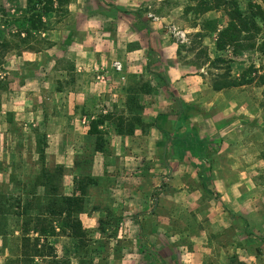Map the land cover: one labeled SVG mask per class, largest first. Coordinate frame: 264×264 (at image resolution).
Segmentation results:
<instances>
[{
	"label": "rangeland",
	"instance_id": "1",
	"mask_svg": "<svg viewBox=\"0 0 264 264\" xmlns=\"http://www.w3.org/2000/svg\"><path fill=\"white\" fill-rule=\"evenodd\" d=\"M206 1L216 4L215 0H70L61 6L55 2V11L43 16L46 29L32 31L28 0H0V42L10 44L0 60V205L5 206L4 214H0V264H19L12 261L21 257L22 226L43 213L41 208L47 202L45 188L40 186L45 181L43 171L57 174L60 194L72 195L76 181L95 177L92 168L96 152L108 159L112 156L109 160L112 162H108L112 164L110 172L106 169L104 177H95L97 182L87 190L83 214L100 210L97 226L85 228L87 237L81 241L60 230L56 236L43 237L41 244L51 245L54 257L37 258L33 264H150L149 245L159 248L167 259L171 255L178 258L183 251L193 252V235L202 228L212 229L213 219L208 215L216 213L214 206L220 204L221 198L217 182L226 189L238 183L236 198L244 208L229 212L231 226L215 234L232 247L230 258L221 260L222 264H248L240 262L238 257L242 252L259 256L257 263L264 264V86L253 83L215 93L212 82L226 71L227 64L208 63L202 49L206 47L212 60L222 57L231 61V75L235 79L242 78L250 67L258 70L259 75L264 74V54L257 49H247L237 56L230 49L219 52L218 33L203 38L199 44L196 35L202 32L206 21L217 20L222 29L228 20L223 8L205 12L202 3ZM234 1L246 15H251L255 5L264 9V0ZM43 7L44 4L39 6ZM151 25L158 27L157 35L152 34ZM262 38V35L257 38L258 43ZM83 46L90 57L83 58L87 63L78 69L68 53ZM163 65L181 66L185 78L202 79L200 85H192L198 88L194 101H183L203 114L186 121L177 133L206 142L204 151L193 154L206 164L213 186L208 192L192 176L182 182L186 190L202 191L194 202V210H189L187 216L176 208L178 202L173 200L174 194L180 193L177 187L181 183L163 159L161 133L156 141L157 153L152 154L154 139L150 130L155 127L157 116L174 114L177 110L168 93L172 88ZM250 76L255 77V73L251 72ZM85 79L95 93L92 108L83 115L89 130L92 121L108 115L124 117L126 129L130 125L127 121L133 122L137 117L143 121V126L136 125L139 130L136 147L126 153L143 161L129 165V171L124 167L125 174L120 172L122 156H116L110 142L112 135L121 136L114 118L100 125L102 151H97V137L88 131V136L83 134L78 139L71 167L56 163L47 154L53 135L48 122L60 105V101H52L53 95L81 92L86 84L77 80ZM21 93L32 96L30 105L36 109L33 114L23 112L27 100L21 98ZM15 106L17 109L13 110ZM108 109L113 112L105 113ZM172 123L166 124L170 130ZM43 149L45 159L40 158ZM170 156L176 157L173 153ZM172 162L176 168L177 162ZM126 186L130 188L127 192L141 193V200H136L135 205L141 202L138 205L143 208L138 215L130 217L133 220L140 217L144 227L142 231L130 230L127 234L121 230L126 220L125 206L129 204L118 199H123L122 189ZM170 189L172 193H165ZM25 208L27 215H16ZM101 219L105 221L103 232ZM160 227L167 236L176 237L174 244L166 243L162 234L156 235ZM217 261L212 258L208 264ZM171 263L178 264L177 259Z\"/></svg>",
	"mask_w": 264,
	"mask_h": 264
},
{
	"label": "trees",
	"instance_id": "2",
	"mask_svg": "<svg viewBox=\"0 0 264 264\" xmlns=\"http://www.w3.org/2000/svg\"><path fill=\"white\" fill-rule=\"evenodd\" d=\"M70 0H28L29 11L31 17L29 19V26L32 31H42L46 29L45 22L43 21L44 14L55 11V2H58L59 6L69 3ZM216 4L211 5L206 1L202 3L206 8L205 12H212L215 10H223L227 15V24L222 29L219 28L218 21H206V24L202 27V32L196 35L199 40V44L203 38L218 33L216 49L219 52L232 50L234 56L241 54L247 49H257L264 54V9L260 5H255L251 15H246L239 4L234 0H215ZM41 4H44L43 8H39ZM28 36L31 32L27 33ZM262 35L261 43H258L257 38ZM26 43V39L22 40ZM248 42V45L247 43ZM10 44L6 41L0 42V60L4 54L8 51ZM183 48V47H182ZM180 54V50L178 52ZM206 60L212 65L227 64L226 71L217 76L212 82V88L214 91L221 92L230 88H237L253 83L258 86H264V74L259 75L258 70L254 67H250L240 79H235L231 75V61L222 57L217 59H211L207 53L206 47L202 49ZM254 72L255 77H251L250 73ZM170 98L176 104V111L174 114H160L155 121V127L163 135V146L166 150V157L173 153L176 157L185 156L188 152L199 153L206 149V142L204 140H198L196 137L190 138L186 135H180L177 133V129L184 126L186 121L191 120L197 115L203 114V112L195 107L187 105L182 98L178 97L172 90L168 91ZM117 122L118 133L122 136H131L136 132V125L143 126V121L140 117H137L135 121H127L129 128L126 129V119L124 117L115 118L113 115L105 116L98 121H92L90 125L89 134L97 137L96 149L102 151L104 146L103 132L100 129V125H103L106 120H113ZM173 122V128L170 130L166 127V124ZM197 155V154H196ZM40 158L45 159V150H41ZM199 159V158H198ZM201 161V160H200ZM192 161V164L198 170V176L203 188L210 192L212 191V174L207 169V166L202 161ZM61 169V168H58ZM43 181L40 186L45 188V200L46 205L42 207L43 213L39 214L35 218H30L25 221L22 226L21 237V257L18 260L12 261L19 264H33L37 258L45 260V258H53L52 246L46 243L41 244L43 237L56 236L60 232L69 234V236L83 240L87 237V230L85 229L80 215L85 212L86 198L88 196V187L97 182L95 177H86L80 181H76V189L72 195H63L59 193V186L57 185V174H49L47 171H43ZM22 201L19 203L21 206ZM5 206L0 205V214H4ZM16 214V213H15ZM28 214V208L24 211L17 213L18 216H25ZM105 221L102 219L99 221L100 230L103 232L105 228L102 227ZM148 254L150 256V264H167L152 247L148 246ZM50 252V253H49ZM177 264V263H171Z\"/></svg>",
	"mask_w": 264,
	"mask_h": 264
},
{
	"label": "crops",
	"instance_id": "3",
	"mask_svg": "<svg viewBox=\"0 0 264 264\" xmlns=\"http://www.w3.org/2000/svg\"><path fill=\"white\" fill-rule=\"evenodd\" d=\"M92 26V24H91ZM155 26V27H154ZM158 26V25H157ZM90 29V28H88ZM152 34L157 35L158 34V27L156 25H151L150 27ZM92 30V28L90 29ZM85 47H78L77 49H70L68 53V57L71 58V60L75 61L78 69L82 67V65L86 64L84 63L83 58H89L90 54L89 51H85ZM74 50V51H72ZM139 50L138 52H140ZM30 60H35L32 57H27ZM164 72L166 73L167 79L170 82L171 90L174 91L176 94L178 93L180 97L184 101H194V92L198 90L196 86H192L193 83H196V85H200L199 82H201L202 79H200L199 76H190V77H184V71L181 66L178 65H172L168 68L163 65ZM188 79V80H187ZM200 80V81H199ZM80 84L84 83L86 86L84 87V90L82 89L81 92L77 93H69L62 95L61 93L54 94L53 99H56V102L60 101V105L58 104L55 108V116L50 120L48 123L52 125V129L48 128L49 132H53V135H50V142L49 147L46 150L47 154H50V159L56 161L58 164H63L65 167H71L74 164V152L76 148L78 147V139L83 138L84 136H88L89 131V125L87 124V119L83 116L88 112L89 109L92 108V103L94 102V96L95 93L92 91L91 88H88L89 81H83L77 80ZM201 89V88H200ZM217 94H220L222 92H215ZM177 94V95H178ZM196 96H199L200 94L196 93ZM21 98H24L27 100V103L25 104V107H23V112L25 114H33V111L36 109H33L30 104H32V96L29 94H20ZM41 99V97H40ZM31 100V101H30ZM54 104V103H53ZM64 104V105H63ZM54 106V105H53ZM16 108L13 110L17 109ZM22 109H19L22 111ZM38 114L41 113L40 107L37 104ZM84 110V111H83ZM107 112H113L111 109L104 111ZM166 112V111H162ZM37 113V112H36ZM41 115V114H40ZM45 117V114H43ZM200 115L195 116L193 119H197ZM116 130V128H114ZM151 135L154 139L153 145L154 150L152 151V154L155 156L157 153L156 151V141L160 139V131L152 127ZM82 134V136H78V134ZM111 146L114 148V151L116 152V156L121 155L122 156V163L123 166H121L120 172L125 174L124 167L127 169L129 165L138 164L141 162L142 158H134V157H128L127 151L129 153L131 152L130 149L132 147H136V141L139 139V130H136L134 135H131V137H125L119 136V135H112ZM151 139V138H150ZM66 148V150H64ZM129 148V150L127 149ZM164 150L163 159L167 162L169 165V168L171 170L174 169L175 173V179H177L181 184L179 185V194L176 195L175 200L178 202V205L176 208L180 212H183L186 216L188 215L189 210H194L195 208V200L197 201L201 195V190L196 191H189L186 190L182 182L184 180H188L191 176L196 180H200L198 176V170L197 168L192 164V161H200L196 155H194L191 152H188L185 156L181 157H171L170 155L166 157V150L165 147H162ZM72 153V154H71ZM109 157L106 158L104 154L101 152H96L94 162H93V168H92V174L95 177L102 178L105 176L106 169L108 172H110L109 165H112L111 163L108 164V162H112L109 160H112V156L110 159ZM150 158L155 159V157L150 156ZM172 160H175L176 168L172 164ZM143 161V160H142ZM201 162V161H200ZM171 163V165H170ZM129 171V169H127ZM132 170V169H130ZM125 175L124 177H126ZM131 177H128L127 180H131ZM218 191L221 194L220 198V204L217 206H214V209L216 213L212 216L213 212H211L208 217L213 219V225L212 229L202 228L199 233H195L193 235L192 241L194 242L193 246V252L183 251L181 254H179L178 258H175V256H170V258H165L161 250L154 246L153 250L156 251L165 261H167V264H171V260L177 259L178 264H208V262L214 258L217 261V264H222V261H226L230 258L231 253V246L228 244L222 243L220 241V238L217 237L216 232L221 231L224 229H228L231 224L232 220L230 217V213H235L238 211H242L243 205L240 201L236 198V192L239 191V184L235 183L230 185L228 189L224 187V185H221L219 182H217ZM123 193L125 194L123 199L120 197L118 198L119 201L124 202L125 204H129L125 206L124 211V217L126 218L121 233L129 232L130 230H136L138 232L139 230H144L143 224L139 221L140 217L138 219L133 220L131 214H137L140 209L143 208L142 205H138L141 202H139L137 205L136 200H141V193L139 192H127L130 191V188L128 186L123 187ZM172 193L173 190H166L165 193ZM172 191V192H171ZM171 195V194H170ZM142 201L149 202V200L144 199ZM131 203V205H130ZM159 206L156 208V211H158ZM230 212V213H229ZM101 211L97 210L94 211L91 215L88 214H81L80 219L84 225L85 228H95L98 224V219L100 218ZM125 226V227H124ZM159 234L165 238L166 243L171 244L175 242L176 237H173L172 234H169L168 236L165 234V231L162 227L159 228ZM140 231V232H141ZM163 232V233H161ZM219 234V233H218ZM126 236V235H124ZM122 235L120 234V238ZM150 241H152V238H150ZM151 247V245H149ZM237 249V246L234 247ZM183 250V249H182ZM239 254L240 251H237ZM239 260L240 262H246L248 264H258L257 262L260 260V257L253 254L248 253L245 254L244 252L239 254ZM170 260V261H168ZM225 263V262H224Z\"/></svg>",
	"mask_w": 264,
	"mask_h": 264
},
{
	"label": "built area",
	"instance_id": "4",
	"mask_svg": "<svg viewBox=\"0 0 264 264\" xmlns=\"http://www.w3.org/2000/svg\"><path fill=\"white\" fill-rule=\"evenodd\" d=\"M117 68L120 70L121 69V65L118 63L117 64Z\"/></svg>",
	"mask_w": 264,
	"mask_h": 264
}]
</instances>
